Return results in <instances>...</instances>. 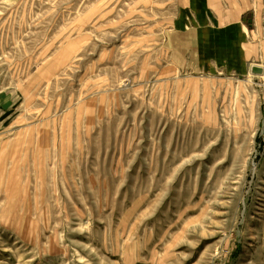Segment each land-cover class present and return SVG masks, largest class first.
I'll list each match as a JSON object with an SVG mask.
<instances>
[{
  "label": "rangeland",
  "instance_id": "obj_1",
  "mask_svg": "<svg viewBox=\"0 0 264 264\" xmlns=\"http://www.w3.org/2000/svg\"><path fill=\"white\" fill-rule=\"evenodd\" d=\"M202 17L0 0V264H264V75L203 71Z\"/></svg>",
  "mask_w": 264,
  "mask_h": 264
},
{
  "label": "crops",
  "instance_id": "obj_2",
  "mask_svg": "<svg viewBox=\"0 0 264 264\" xmlns=\"http://www.w3.org/2000/svg\"><path fill=\"white\" fill-rule=\"evenodd\" d=\"M200 30L185 41L199 50L203 71L245 74L264 68V0H200ZM196 66V64H195ZM216 75V74H215Z\"/></svg>",
  "mask_w": 264,
  "mask_h": 264
},
{
  "label": "water",
  "instance_id": "obj_3",
  "mask_svg": "<svg viewBox=\"0 0 264 264\" xmlns=\"http://www.w3.org/2000/svg\"><path fill=\"white\" fill-rule=\"evenodd\" d=\"M251 74L254 76H263L264 75V68L261 66H253L251 68Z\"/></svg>",
  "mask_w": 264,
  "mask_h": 264
}]
</instances>
